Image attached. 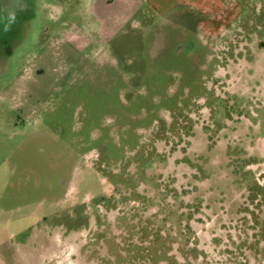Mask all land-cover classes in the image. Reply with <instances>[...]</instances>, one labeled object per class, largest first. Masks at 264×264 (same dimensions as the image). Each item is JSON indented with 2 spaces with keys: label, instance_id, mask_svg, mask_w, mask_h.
<instances>
[{
  "label": "rangeland",
  "instance_id": "obj_1",
  "mask_svg": "<svg viewBox=\"0 0 264 264\" xmlns=\"http://www.w3.org/2000/svg\"><path fill=\"white\" fill-rule=\"evenodd\" d=\"M264 0H0V264H264Z\"/></svg>",
  "mask_w": 264,
  "mask_h": 264
},
{
  "label": "trees",
  "instance_id": "obj_2",
  "mask_svg": "<svg viewBox=\"0 0 264 264\" xmlns=\"http://www.w3.org/2000/svg\"><path fill=\"white\" fill-rule=\"evenodd\" d=\"M260 47H264V41L262 43H260Z\"/></svg>",
  "mask_w": 264,
  "mask_h": 264
}]
</instances>
